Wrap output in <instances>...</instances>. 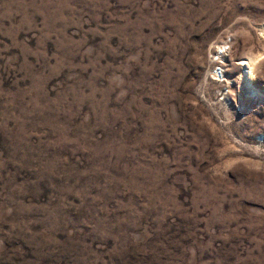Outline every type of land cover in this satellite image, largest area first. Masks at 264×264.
I'll use <instances>...</instances> for the list:
<instances>
[{"label": "rangeland", "instance_id": "rangeland-1", "mask_svg": "<svg viewBox=\"0 0 264 264\" xmlns=\"http://www.w3.org/2000/svg\"><path fill=\"white\" fill-rule=\"evenodd\" d=\"M0 264H264V0H0Z\"/></svg>", "mask_w": 264, "mask_h": 264}, {"label": "bare ground", "instance_id": "bare-ground-1", "mask_svg": "<svg viewBox=\"0 0 264 264\" xmlns=\"http://www.w3.org/2000/svg\"><path fill=\"white\" fill-rule=\"evenodd\" d=\"M223 52H226V51H222V53H223ZM249 65H250L249 68H250V70H251V73H252L251 77H252V76H253V72H252V70H253V67H254V65H255V60H254V61H251ZM222 68H223V67H222ZM222 68L219 70V73H220V74H219V77L222 76V79H225V80L222 81V83H225L224 85H225V87H227L228 84H229V83H228L229 78H227L226 74H224V72L222 71ZM224 69H225V67H224ZM218 79H219V78H218ZM218 81H219V83H221L220 79H219ZM228 88L230 89V87H228Z\"/></svg>", "mask_w": 264, "mask_h": 264}]
</instances>
